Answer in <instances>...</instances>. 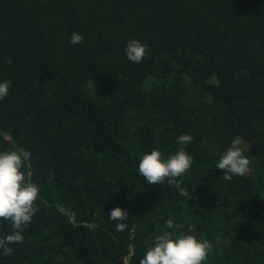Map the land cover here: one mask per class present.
Returning a JSON list of instances; mask_svg holds the SVG:
<instances>
[{"label": "trees", "instance_id": "1", "mask_svg": "<svg viewBox=\"0 0 264 264\" xmlns=\"http://www.w3.org/2000/svg\"><path fill=\"white\" fill-rule=\"evenodd\" d=\"M3 81L0 152L31 153L39 198L0 264H139L164 231L211 242L203 264H264V0H0ZM236 136L249 172L226 181ZM180 148L194 162L179 188L139 175L143 155Z\"/></svg>", "mask_w": 264, "mask_h": 264}, {"label": "clouds", "instance_id": "2", "mask_svg": "<svg viewBox=\"0 0 264 264\" xmlns=\"http://www.w3.org/2000/svg\"><path fill=\"white\" fill-rule=\"evenodd\" d=\"M84 40L82 34L73 32L70 43L74 46L81 45ZM125 52L128 60L140 63L148 55V48L139 40H130ZM8 63L11 65L13 61L9 59ZM10 86V81L0 82V100L8 96ZM193 139L189 134L178 137L180 144L191 143ZM244 143L241 137L236 136L220 157L216 167L223 171L224 180L231 181L234 176L243 177L249 172L250 160L244 155V149L241 147ZM30 158L31 153L24 148L0 152V229H4L5 224H10L14 230L12 234L0 235V250L3 255L13 253V249L8 245L23 242L22 233L38 211V185L27 180L25 175ZM193 162L192 156L187 154L184 148H180L166 160L162 159L160 151L152 150L140 159L138 171L150 185L167 181L169 185L179 188L181 181L177 178L188 172ZM181 194L188 196L185 189H181ZM109 219L116 222L118 232H123L127 227L124 222L129 219V213L116 207L111 210ZM165 226L167 229L183 227L182 224H174L172 219H168ZM212 249L213 244L208 240H198L191 234L176 235L164 231L155 237L139 264H203Z\"/></svg>", "mask_w": 264, "mask_h": 264}, {"label": "built area", "instance_id": "3", "mask_svg": "<svg viewBox=\"0 0 264 264\" xmlns=\"http://www.w3.org/2000/svg\"><path fill=\"white\" fill-rule=\"evenodd\" d=\"M130 255L125 258V262L129 264Z\"/></svg>", "mask_w": 264, "mask_h": 264}]
</instances>
